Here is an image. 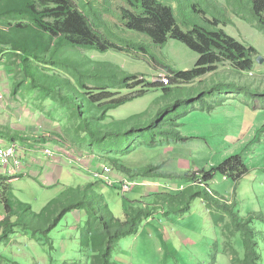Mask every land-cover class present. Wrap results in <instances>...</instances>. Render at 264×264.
<instances>
[{"label": "rangeland", "instance_id": "rangeland-1", "mask_svg": "<svg viewBox=\"0 0 264 264\" xmlns=\"http://www.w3.org/2000/svg\"><path fill=\"white\" fill-rule=\"evenodd\" d=\"M111 1L115 15L108 14L107 20L114 28L120 30V35L131 33V29L135 31V20L132 21L134 14L127 2ZM254 1L258 12L264 18V0ZM69 2L76 9L81 10L82 0H69ZM146 2L149 5L148 21L141 25L145 26V32L149 34L147 48L135 50L117 46L108 52H100L73 46L61 38L53 42L54 45L53 43L49 45L46 50L35 47L36 43L33 41L34 45L29 50L46 54L89 74L91 78L85 79L83 85L90 88H111L113 91H117L124 76L146 75L156 81L160 72L165 70L161 64L171 66L179 72L177 77L180 81L190 84L184 83L185 85L174 89L168 94L166 101L161 100L165 96L164 93L158 91L110 111L108 122L128 120L148 112L149 116L137 119L141 123H148L151 115H155L165 103H170L174 105L170 119L179 118L183 135L199 140L167 149L153 148L140 145L142 140L147 142L151 140L149 133L144 132L142 139L132 138L131 148L119 154L122 163L131 168H140L172 158L171 169L197 172L203 169L212 170L229 158L240 155L249 171L238 183L228 180L222 173H217L210 183L211 189L223 197L236 201L238 206L236 212L240 217L247 219L252 214H259L264 219V33L236 17L233 26L204 16L206 21L213 24L214 31L211 34L199 31L186 34L177 26L167 10L158 15L162 7H157L153 0ZM11 6L20 7V1L0 0V11ZM19 23L26 24L28 28L16 34L17 32H13L11 28ZM34 23V19L26 12H11L0 16V43L10 44L11 40L27 42L28 38L34 35L32 32ZM136 29L140 30L141 26H137ZM136 38L139 41L143 40L141 37ZM1 50L0 48V58L4 52ZM6 58L11 68L7 76L11 79L10 91L13 92L15 81L21 80L23 74L18 65L19 57L11 55ZM260 58L263 59V63L259 62ZM3 60L4 58L0 59V66L5 65ZM39 69L45 78H55L63 86H73L71 84L74 78L66 76L61 70L55 71L41 65ZM1 76L5 77V73H2L0 78ZM228 80L256 92H251V95L246 91L230 95L227 94L228 92L208 93L203 100L191 102L192 99H198L207 88L210 90L214 84ZM72 88L75 89L74 86ZM69 91L74 92V90ZM30 94L28 89L23 92L27 100ZM227 97L229 98L227 104L221 105ZM17 100L10 103L13 112L0 111V141L15 140L18 147L25 148L50 139L56 144H71L70 152L72 150L83 152L79 149L83 147V143L79 142L74 124L64 111L60 112L56 109L55 113H52L53 109L50 108L52 105L46 104L45 113H51L49 116L51 122H49L45 118L44 108L33 107L31 102L32 105H26L23 100L20 101L18 98ZM180 102L182 104L178 106ZM218 102L219 105L212 111L207 107L208 104L214 105ZM37 111H41L38 112L39 115ZM33 113H36V117L32 116ZM45 123L55 128L52 136L45 134L44 129L47 128ZM8 133L12 134L11 137L16 136L15 134L20 137L9 138ZM88 156L93 157L90 154ZM64 160L71 163L69 158ZM103 164L104 161L97 157L93 172H101ZM76 166L78 165L72 162V168ZM23 178L14 177V180L17 179L11 183L14 187V195L18 200L32 205L34 212L37 213L56 199L65 188L84 187L88 183L101 180L96 179L93 174L88 176L86 172L80 176L71 173L69 178L64 176L60 185L45 189L40 182L31 177ZM154 182L160 185V192L173 194L192 183L190 180L168 179H154ZM149 185L150 189H146L147 191H157L151 188L152 184ZM98 188L100 192L106 191L110 210L121 219H124L125 207L129 200L142 203H152L155 200L151 197L142 198L133 195L135 189L124 195L116 190H107L108 188L102 185ZM146 194L145 192L144 195ZM4 210L0 203V220L3 219ZM263 219L255 218L253 227L260 236L259 251L264 264ZM85 223L86 216H79L76 212L69 214L51 234L54 249L48 244L32 241L31 234L27 235L19 228L9 246L0 245V254L6 256L8 261H16L20 264L64 262L89 264L88 255L80 251V227H84ZM222 230L225 232L226 227H216L204 204L198 199L194 201L191 212L186 216L165 219L163 215H157L156 221L147 224L139 235L122 240L114 253L115 262L117 264H233ZM233 245L241 254L243 253L244 246L240 235L234 238ZM1 264L8 263L2 260Z\"/></svg>", "mask_w": 264, "mask_h": 264}, {"label": "trees", "instance_id": "trees-1", "mask_svg": "<svg viewBox=\"0 0 264 264\" xmlns=\"http://www.w3.org/2000/svg\"><path fill=\"white\" fill-rule=\"evenodd\" d=\"M19 1L20 7L5 8L0 11V16L11 12L28 13L35 22L32 32L34 31L38 38L47 39L49 43L62 38L73 46L86 47L100 52H108L117 46L135 50L147 48L149 34L145 32V26L141 25L148 21L149 5L146 0H124L134 14L132 21L135 20V31L131 29V33L127 35H120V30L114 28L106 18L110 13L115 15L111 0H82L81 10L76 9L69 0ZM153 1L157 7H162L158 15L167 10L177 26L182 28L181 30L186 34L195 31L211 34L214 31L213 24L206 21L204 16L216 22L233 26H235L234 17H236L264 33V18L258 12L254 0ZM137 26H141L142 32H138L140 30L136 29ZM27 28L26 24L19 23L11 30L18 34ZM136 37H141L143 40L139 41ZM11 41L10 44L14 47L13 51L19 57L18 65L23 74L21 80L15 81L12 98L15 99L20 92L23 93L28 89L31 93L30 98L27 100L23 95L26 105L32 103L33 107L39 106L42 109L48 104L52 105L50 107L53 109L52 113H55L56 109L60 112L64 111L67 118L74 124L79 142L83 143V147L79 148L83 152L78 153V150L71 149V154L77 160L84 159L83 157L89 154L94 157V160L99 157L105 164H103L101 172H93V175H103V168L107 166L112 170V176L117 183L114 187H109L104 179L100 178L101 180L88 183L84 187H67L40 213H37L34 212L32 205L15 197L14 187L10 183L11 179L0 175V203L5 209V217L0 220V245L9 246L12 237L17 234V229L20 228L27 235L31 234L32 241L48 244L54 249L51 234L69 214L76 212L79 216H86L85 226L80 227V251L88 255L89 264H117L114 253L122 240L139 235L147 224L156 221L157 215L161 214L165 219L186 216L191 212L194 201L200 199L212 217L214 225L226 227L225 232L222 230V234L226 238L225 243L230 249L231 253H229L232 255L233 264H263V257L259 251L260 236L253 227L255 218L257 220L263 218L259 214H252L247 219L240 217L236 212L237 202L213 192L210 186L217 173H222L228 180L231 179L238 183L249 171L242 156H233L212 170L203 169L197 172H181L171 169L172 158L140 168H131L122 163L119 154L131 148L132 138L142 139L144 132L149 133L148 136H151V140L149 142L142 140L140 145L153 148L167 149L178 144L199 140V138L183 135L180 130L182 124H180L179 118L170 119L174 110V105L170 103H165L155 115H151L148 123H141L137 120L139 117L149 116L148 112L128 120L108 122L110 111L141 99L149 93L162 91L165 96L161 100L166 101V98L169 97L168 94L186 83L177 77L179 72L169 65L161 64L165 70L160 72L156 81L146 75H130L124 76L120 80L117 91H113L111 88H90L82 84L85 79L91 78L89 74L46 54L30 51L29 38L26 43ZM16 44L23 45L16 46ZM37 46L46 50L45 46L43 48L38 44ZM40 65L55 71L61 70L66 76L74 78L71 85L75 89L72 88L73 86L67 87L59 84L55 78H45L39 69ZM161 75H166L169 78L168 84L160 79ZM233 82L228 80L216 83L210 90L207 88L198 99H192L191 102L203 100L208 93L223 94V92H228L227 94L230 95L246 91L251 95V92H256ZM69 90H74V92L71 93ZM228 100L227 97L224 102H221V105H226ZM181 104V102L178 103V106ZM218 105L219 102L214 105L208 104L207 107L212 111ZM50 115V112L45 113V118L49 122H51ZM45 126H49V124L45 123ZM45 129V134L52 136L54 132L49 131L48 128ZM11 135L8 133L9 138L20 137L18 134H15L14 137ZM47 140L50 139L39 142L43 144L41 146L43 152L50 149L46 147ZM10 141L16 143L15 140ZM63 145L70 151L71 144L63 143ZM96 179L98 178L96 177ZM154 179L190 180L192 183L188 187L183 186L173 194L160 192V185L155 183ZM124 182L134 184L128 193L133 189L140 188L144 194L147 193L143 194L142 198L151 197L155 200L152 203L129 200L125 207L124 219H121L110 210L107 196L103 191H99L98 186L102 185L108 190H116L127 195L128 193L122 192ZM149 184H152L151 188H155L157 191H147L150 189ZM238 235L243 240L242 254L233 245L234 238ZM2 260L8 264H20L16 261H8L6 256L0 254V264ZM62 264L83 263L64 262Z\"/></svg>", "mask_w": 264, "mask_h": 264}, {"label": "crops", "instance_id": "crops-1", "mask_svg": "<svg viewBox=\"0 0 264 264\" xmlns=\"http://www.w3.org/2000/svg\"><path fill=\"white\" fill-rule=\"evenodd\" d=\"M29 40H30V42L28 43L29 48L34 45L32 44L33 41L36 43L34 45L35 47H37V44H38L40 47L43 48L45 46L46 47L45 49H47L49 45H52V42L49 43L47 39L38 38L36 36V33L30 36ZM22 45L16 44V46H22ZM1 47H2L1 52L4 51L2 53L3 55L1 58H4L3 62L5 65L0 66V75L2 73H5L6 78L2 76L0 78V111L2 113H4L5 110L13 112L12 110L13 108H11L10 103L14 101H18L17 98L20 101L23 100V93L20 92L17 95L16 99H14V97L12 98L13 92L10 91L12 90L11 89V79L8 78L9 76H7L10 73L11 68L10 66H8V61L6 57H10L11 55L13 56L16 53H14L13 51L14 47L11 44L0 43V48ZM19 95L22 97V99ZM37 114L39 115L40 113H37ZM32 116L36 117V113H33ZM47 128L49 129V131L51 130L55 131L54 130L55 128H52L50 125L47 126ZM0 142H2L5 145L11 144V141H6V142L0 141ZM15 144H17V142ZM59 144H56L55 142L53 143L52 141L47 140L46 147L53 150L52 157L47 156L46 153L42 151L41 149V146L43 145L42 143L33 144L32 146H26L25 148H23V146H20L19 155L23 162V168H22L23 174L21 176L20 175H16V176H18L19 178H23L24 176H26L23 179H26L27 177H31L32 179L40 182L43 188L52 189L53 187L60 185V182L63 180L64 176L69 178L71 176V173L77 176H80L83 172L88 173V176L93 174V171L95 170V167H94L95 160L93 157H90V156L83 157L84 159H81V162L78 163L77 159H74V155L71 154L68 148L64 145H61V143ZM63 157L71 159V163L69 161L66 162ZM86 158H89L88 159L89 161L86 160ZM72 162L78 165L79 167L76 166L72 168ZM0 175L10 178L11 179L10 183L17 181V179L14 180V177L16 176H8L4 174V170L1 166H0ZM67 186L68 185H66V187ZM109 190H112V189H109ZM102 191L103 193L106 192L104 190ZM132 194L135 196L141 197L143 196L144 191L140 188H136L132 192Z\"/></svg>", "mask_w": 264, "mask_h": 264}, {"label": "built area", "instance_id": "built-area-1", "mask_svg": "<svg viewBox=\"0 0 264 264\" xmlns=\"http://www.w3.org/2000/svg\"><path fill=\"white\" fill-rule=\"evenodd\" d=\"M160 79L165 83H169V78L166 77V75H161ZM46 155L49 157L53 156V151L51 149H47L45 151ZM77 159V158H74ZM78 163L81 162V159L77 160ZM0 166L4 170V174L8 176H16V175H22V168H23V162L19 155V147L15 143H11L8 145L3 144L0 142ZM97 178H103L107 186L114 187L117 183L115 179L112 176V170L109 167L103 168V175H94ZM134 184H130L128 182H124L122 186V192L128 193ZM1 217V214H0ZM5 215H3V218Z\"/></svg>", "mask_w": 264, "mask_h": 264}, {"label": "water", "instance_id": "water-1", "mask_svg": "<svg viewBox=\"0 0 264 264\" xmlns=\"http://www.w3.org/2000/svg\"><path fill=\"white\" fill-rule=\"evenodd\" d=\"M259 62H260V63H263V59H262V58H260V59H259Z\"/></svg>", "mask_w": 264, "mask_h": 264}]
</instances>
